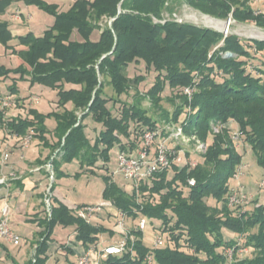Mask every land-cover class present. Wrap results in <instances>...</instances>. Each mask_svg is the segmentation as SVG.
<instances>
[{"label": "trees", "instance_id": "obj_1", "mask_svg": "<svg viewBox=\"0 0 264 264\" xmlns=\"http://www.w3.org/2000/svg\"><path fill=\"white\" fill-rule=\"evenodd\" d=\"M22 1L45 11L53 23L40 37L28 33L13 38L8 24L0 20V45L17 54L28 67L7 69L0 64V78L16 76L30 86L56 91V108L62 112L45 116L30 108L28 117H8L2 108L0 131L17 138L32 132L30 138L42 141L51 154L43 163L51 162L54 180L68 177L60 167L74 161L81 171L91 175L98 167L108 171L97 163L106 164L111 149L116 146V154L134 156L142 148L145 132H155V141L167 136L163 125H179L185 135L208 144L194 167L171 164L136 188L131 184L129 194L107 173L102 199L110 202L118 214L125 215L128 234L125 251L99 264H147V257L151 258L150 264H264V206H258L256 200L250 208L227 204L233 175L242 163L232 139L234 133L244 137L257 165L264 169V63L247 70L255 55L264 53V41L241 40L234 34L179 23L173 17L184 3L219 20L231 16L236 23H254L264 29V14L256 12L248 0H72L65 11L42 0ZM11 3L12 0H0V16ZM12 39L26 50L16 51L8 44ZM141 61L145 71L155 74L144 94L136 88L146 80L145 76L127 75L130 66ZM11 80L8 89L15 96L16 79ZM105 87L117 98H107ZM132 87L134 101L122 103L120 97ZM167 88L177 90L175 97L181 101L170 114L160 107L161 94ZM184 89L192 90L190 98ZM145 99L159 111L158 120L142 108ZM110 101L121 103L118 116L107 107ZM68 104L71 110L66 108ZM181 115L184 117L179 120ZM88 117L103 128L92 144L83 125ZM47 118L55 121L52 133L58 139L51 144L45 138ZM231 121L236 130L233 124L228 126ZM217 124L223 128L213 134L212 127ZM80 175L81 172L74 177ZM189 178L195 181L193 187L187 184ZM53 189L54 183L50 194ZM47 198L49 215L46 211L44 219L38 220L42 230L36 234L34 255L26 264L48 261L50 236L56 225L75 226L70 244L77 243L84 251L96 249L102 234L113 236L116 232L123 237L116 223L113 230L92 225L54 197ZM93 216L100 219L101 215ZM141 219L160 223L153 229L163 239L162 246L154 248L153 242L151 247L144 245V231L136 229ZM128 222H134V227ZM224 229L235 237L225 240ZM1 242L0 250L5 249ZM64 249L73 254L70 247ZM246 249L248 254H240ZM227 250L232 252L230 257Z\"/></svg>", "mask_w": 264, "mask_h": 264}, {"label": "rangeland", "instance_id": "obj_2", "mask_svg": "<svg viewBox=\"0 0 264 264\" xmlns=\"http://www.w3.org/2000/svg\"><path fill=\"white\" fill-rule=\"evenodd\" d=\"M22 0H19V2ZM43 1V0H42ZM57 4H60L62 0H55ZM45 3H48L44 0ZM14 3V2H13ZM248 3L252 5V7L256 10V12H260L264 14V0H248ZM20 8L22 9V15L24 18H22L21 21L11 20L8 15H5L4 18L0 17L1 21L6 22L8 25L11 26V28L14 31H17L16 37H22L27 35L28 33H31L35 37H40L43 35V33L49 29L53 23L52 17L47 14L45 11L39 9L35 5H24L20 2ZM14 14H18V11L15 10ZM174 19L177 21H180L181 23H190L196 26L201 27H207L210 29H213L215 31H218L220 33H223L225 29V25L223 26L220 22L225 23L226 21H230L228 33L236 35L241 40H261L264 41V29L258 28L254 25V23H236L234 20L231 19V16L227 20H219L217 18H213L209 15L201 13L197 9H193L189 7L188 5L181 3L178 9L174 13ZM2 16V15H1ZM220 21V22H218ZM179 22V23H180ZM221 29V30H218ZM223 30V31H222ZM11 31V29H10ZM225 34V33H224ZM94 37H97V33L94 34ZM14 40L13 43L17 44V39ZM11 40V41H12ZM9 44V43H8ZM18 45V44H17ZM18 51V50H16ZM20 51V50H19ZM264 54V53H263ZM263 54H256L255 59L252 60L250 64L247 66V70H250L252 66H261L262 63H264V55ZM229 54H225L223 56H227ZM0 64L4 65L7 69H15L20 66H24L28 69V67L25 65L23 60L16 54L12 53H6L4 52L3 47L0 45ZM264 67V66H263ZM129 78H133L139 75L145 76L146 80L142 83H140L136 90L144 94L152 85V82L154 80L155 74L153 72L145 71V65L141 61L139 64H132L130 66V70L127 73ZM12 78L16 79L15 88L17 91V95L12 96L9 92V86L12 83ZM105 93L107 98H117L116 95L110 90L109 87H105ZM134 93L135 89L132 87V90H130L126 95H122L120 97V101L122 103L131 104L134 101ZM175 95H178V91H171L168 88L164 90V92L161 94L162 100L160 102V107L162 110H166L169 114L173 112L175 106H178L181 101L180 99L176 98ZM19 99V100H17ZM17 100V101H16ZM56 91H53L51 89H48L41 85H33L30 86L29 82L26 80H21L18 77H10L8 79H1L0 78V109L6 110V116L8 117H28V110L30 108L35 109L38 113L42 115H48L49 113L56 111L58 113L62 112L61 108H56ZM3 102L9 103L8 107H4L2 105ZM142 108L147 109L148 115L152 116L153 118H158V115L160 114L156 107L152 106L150 102L145 99L142 101L141 104ZM107 107L111 110L112 115L118 116L121 103H114L109 102L107 104ZM67 109L71 110L72 106L67 105ZM78 114H80L78 112ZM184 115H181L179 120L182 119ZM30 118V117H29ZM158 120V119H157ZM231 123V124H230ZM234 125L235 123L232 121L229 122L228 126ZM45 125L48 129V133L45 135L46 140L51 144L55 143L58 139L55 138L52 133L53 129L55 128V121L51 118H47ZM83 125L85 127V134L91 144L94 142L95 138L97 137L98 133L103 130L102 126L100 124H97L91 120V118H86L83 121ZM218 127V124L217 126ZM233 131V130H232ZM32 136V132L29 133V136H26L24 138H17L15 136L8 135L5 131H0V152H24V157L28 158L30 157L29 152H50L48 148H46L42 141L30 138ZM195 137V136H194ZM195 140L196 137H195ZM199 141V140H198ZM28 142V143H27ZM200 142V141H199ZM187 143V142H186ZM185 143V144H186ZM201 143V142H200ZM202 152L198 151L195 148L194 141H190L187 143V145H184V151L186 152V162L188 165L192 166V164H196L197 162H200V155L205 152L207 143L203 144ZM236 150L241 154L242 156V163L249 166V170L245 172L244 176L241 179V184L246 188L250 199L249 203L247 204V207L253 206V201L256 200L258 202V206H264V169L260 168L257 163L254 155L250 151L249 146L244 141V137L240 138V140L236 141ZM174 145V144H172ZM117 151L118 148L115 146L113 149H111L108 153L109 161L106 164H103V162L99 161L97 163L98 166L104 165L108 171L102 170L99 167L95 169L94 174L91 175L90 172L85 171L84 173H81L79 177H74V175L79 172V168L77 163L73 164H66L63 168V173L68 175L66 178H60L54 181L55 190L53 193V197L60 202L63 205L68 206L69 208L74 206H98L105 203V201L102 199V192L105 188V181L104 177H107V173L110 175L112 172L116 170L117 167ZM15 155L11 158L12 161L18 160V153H14ZM50 174L47 178V183L50 182V177L52 178V171L49 169ZM114 182L116 185L123 189L128 194L131 193V183L124 180V178L121 175H116L114 177ZM232 186H235V182L232 181ZM48 189V186H46ZM45 194L47 197H49L50 193L48 191H45ZM252 200V202H250ZM15 205V204H13ZM18 206V205H17ZM43 215L46 216V204L45 200L43 202ZM19 208V207H18ZM20 209V208H19ZM100 213V220L104 221L102 224L107 227L108 229H112L114 223H116V217H117V210L113 206H105ZM111 216V220H106L105 218L107 216ZM22 216V214H21ZM20 216V217H21ZM20 218L19 216L13 217V215L10 216V228L11 230L18 235L21 238V242L19 246H13L11 244L1 242L2 246H4L6 249V253L10 256H5V249L0 250V264H26L28 261L31 260V258L34 255L35 251V242L37 241L38 237L35 236L33 238V241L30 243L31 235L33 233V228L30 224L23 223L22 221H18ZM88 221V220H87ZM107 221V222H106ZM89 222L92 225H96L99 223V221H96V218L89 219ZM147 226L145 227L144 234H143V243L147 247L152 246V242L157 236L156 232L154 231V227L158 228L160 227V223L157 220H146ZM135 223L128 222V226H131L133 228ZM70 232V229H64L60 230L58 228L55 229L54 235L55 238L61 241V239L68 235ZM252 232H255V230H252ZM222 234L225 240L234 238V234L227 231L226 229L222 230ZM104 238L108 242L109 241V235L105 236ZM121 238L119 234H116L114 236V239ZM107 243V242H105ZM26 255H24L22 261H19L20 263H17L14 258L19 259V255L21 250L20 249H28ZM9 250V251H8ZM247 252H243L240 254H243L244 256L248 254L249 250L246 249ZM53 256V257H52ZM10 257V258H9ZM52 258H49L48 261L45 264H75L76 257H68L65 259V255L59 253L56 254V251L51 254ZM13 259L14 261L12 262Z\"/></svg>", "mask_w": 264, "mask_h": 264}, {"label": "built area", "instance_id": "obj_3", "mask_svg": "<svg viewBox=\"0 0 264 264\" xmlns=\"http://www.w3.org/2000/svg\"><path fill=\"white\" fill-rule=\"evenodd\" d=\"M174 16L175 15H173V17ZM225 35H227V33ZM191 93V89H184V94L189 98ZM2 105L4 107H8L9 103L3 102ZM216 126L212 127L213 134H218L223 128V126L220 124H218V127ZM162 129H165L167 136L159 141H155V132H145L142 137V148L138 150L136 155L129 156L125 152L118 153L116 157L117 167L116 170L111 173L112 177L114 178L116 175H121L125 181L130 182L133 187L136 188L141 181L147 179L157 171H162L169 168L171 164H176L178 166L188 165L185 156L186 152L184 151V145H187L188 142L194 141V144L196 145L195 148L202 152L203 145L198 140H195L194 136L185 135L181 126L163 125ZM240 136V133L236 132L233 134L232 139L234 141L240 140ZM152 151H154V154H152ZM3 158L6 159L7 155L4 154ZM195 165L196 164L194 163L191 167H194ZM48 169H50V167H48ZM248 170L249 166L244 163H241L237 167V170L233 175L235 186L230 188V191L227 195L228 207H245L249 203L250 196L246 188L241 184V179ZM5 181V177H1L0 185L5 184ZM187 184L189 187H193L195 185L194 179L189 178L187 180ZM261 185L264 184L262 183ZM45 204L47 213L49 215V198L45 199ZM108 205L111 206V203L105 202L98 206H74L71 207L70 210H72L79 218L88 220L93 216V214L101 212V210ZM0 214V241L13 246H19L21 238L16 235L8 225V208L5 203L0 208ZM145 227V220H139L136 229L143 232ZM115 228L120 234L123 235L120 243L116 245H108L102 250L96 252H94L93 249L79 251L77 253V264H99L102 259H105L108 256L122 254L126 248V237L128 234L125 227V215L123 213L118 214ZM162 245L163 239L159 235L156 236L153 240V247L158 248ZM226 254L230 257L232 254L231 250H227ZM93 255H95L94 258ZM146 263H151L150 257L146 258Z\"/></svg>", "mask_w": 264, "mask_h": 264}, {"label": "crops", "instance_id": "obj_4", "mask_svg": "<svg viewBox=\"0 0 264 264\" xmlns=\"http://www.w3.org/2000/svg\"><path fill=\"white\" fill-rule=\"evenodd\" d=\"M45 1L48 2L47 4L57 5L59 11L67 10L68 7L70 6V4L72 3V0H62L60 4L55 3L56 2L55 0H45ZM20 2L23 3L24 5H26L23 1H20ZM20 2H19V0H12L11 5L6 9L5 13L0 17L4 18L5 15H8L11 20H16V21L22 22V18H24V16L22 15V9L20 8ZM262 2H263V0H262ZM15 10L18 11V14H14ZM52 20H53V18H52ZM8 28H9V30L11 29V31H10L11 35L13 38H15L17 36V31H14L10 25H8ZM13 41L14 40L10 41L9 45L12 46L15 50H18V51L19 50L20 51L26 50V48H24L20 45L14 44L15 42L13 43ZM3 50H4V52L6 51V53H11L10 50H5L4 47H3ZM68 105H70V104H68ZM54 106H56V105H54ZM14 153L19 154L18 160L12 161V163H11L10 162L11 158L13 155H15ZM4 154L7 155L6 159L3 158ZM23 154H24V152H0V178L5 177V179H6L5 184L0 185V208L4 203L8 208V225H9V227L11 225V223L9 221L11 215H13V217L19 216L20 219L18 221H22L23 223H27V224L31 225V227L33 228V233L31 235L32 237H31V240L29 243V245H30L31 242L33 241V238L35 236H37L36 234L42 230V228L39 227V225H38V222H39L38 220H43L45 217L43 215L44 213H42V211H43L42 205H43L44 200L47 198L45 191L46 190L48 191V189L51 187V185L54 183L55 180L52 176V178L50 177V182L47 183V178L49 177V174H50L49 169H48L50 161L47 164L43 163L44 160H46V158L51 155L50 152H29L30 157H28V158H25ZM54 155H55V153H54ZM73 163L75 164L77 162L74 161L71 164H73ZM65 165L66 164L61 165V167H60L61 171L63 170ZM77 165H78V163H77ZM78 168H79V165H78ZM83 170L81 171L79 169V172L84 173L85 171H83ZM79 172H77V173H79ZM46 186H48V189ZM54 190H55V185H54V189H53L52 193L50 194V197L51 196L53 197ZM13 204H15V205H13ZM64 206L67 207L68 209H70L68 206H66V205H64ZM21 214H22V216H21ZM117 215H118V213H117ZM93 217L96 218V221L97 220L99 221V223H97L96 225H103L102 223L104 221L98 219L95 216H93ZM0 218H1V214H0ZM92 218H90V220ZM111 218H110V220H111ZM113 227H114V225H113ZM56 228H58L60 230L70 229V232L68 233L67 236L63 237L61 239V241H59L58 239L55 238V235H54ZM74 230H75V226H69V227L64 228L62 226L56 225L53 228L52 234L50 236V241H49L50 242L49 243V250H48L49 258H52L53 256L51 257V254L54 253V251H56V254H58V255H59V253L64 254L65 259H67L68 257H73V256L76 257L75 263H77V259H78L77 253L79 251H84V250L77 243L75 244L77 246L70 244V242L73 240ZM111 230H113V229H111ZM116 234H118V233L115 232V234L113 236H110L109 234H102L101 236H99V240L96 243V246L94 247V248H96V249H94V252L102 250L104 247H106L108 245H116V244L120 243L121 238H119V239L116 238V240L114 239V236ZM104 235L105 236L109 235V241L112 240V242L106 241L104 238ZM105 242H107V243H105ZM64 246L70 247L71 250H73V254L72 255L67 254L66 253L67 250L64 249ZM6 249H8V248H5V256L7 257L10 255L7 254L8 252L6 253ZM20 250H21L20 251L21 253L20 254L18 253L19 259H21V258L23 259L24 255H26L27 251L29 250V247L27 250L26 249H23V250L20 249ZM94 257H95V255H93V258ZM22 259L18 260L17 258H14V260L17 263H20L19 261H22ZM11 260L14 261L13 259H11Z\"/></svg>", "mask_w": 264, "mask_h": 264}, {"label": "water", "instance_id": "obj_5", "mask_svg": "<svg viewBox=\"0 0 264 264\" xmlns=\"http://www.w3.org/2000/svg\"><path fill=\"white\" fill-rule=\"evenodd\" d=\"M113 20H114V19H112L111 21H113ZM224 24H225V29H224L223 33L226 34V33H228V29H229L230 21L228 20V21H226ZM109 25H110V23H109ZM227 56H229V55H227ZM50 163H51V162H49V167L51 166Z\"/></svg>", "mask_w": 264, "mask_h": 264}]
</instances>
